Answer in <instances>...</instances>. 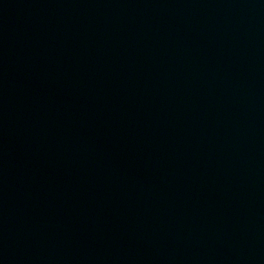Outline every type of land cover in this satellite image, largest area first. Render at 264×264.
I'll return each instance as SVG.
<instances>
[{
	"label": "water",
	"instance_id": "1",
	"mask_svg": "<svg viewBox=\"0 0 264 264\" xmlns=\"http://www.w3.org/2000/svg\"><path fill=\"white\" fill-rule=\"evenodd\" d=\"M0 264H264V0H0Z\"/></svg>",
	"mask_w": 264,
	"mask_h": 264
}]
</instances>
